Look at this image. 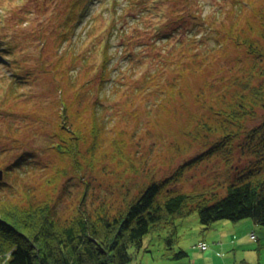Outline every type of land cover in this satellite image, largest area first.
<instances>
[{
  "label": "rangeland",
  "instance_id": "obj_1",
  "mask_svg": "<svg viewBox=\"0 0 264 264\" xmlns=\"http://www.w3.org/2000/svg\"><path fill=\"white\" fill-rule=\"evenodd\" d=\"M82 1L0 0V39L10 48L0 62V166L36 153L18 179L0 186V197L50 202L64 218L76 213L85 192L88 208L118 205L130 180L169 176L203 150L186 135L191 115L212 117L197 96L215 102L226 87L225 68L241 53L226 32L247 21L257 25L255 14L264 6V0ZM64 103L84 135L72 156L53 148ZM98 126L100 145L92 154ZM185 141L187 150L179 147ZM240 141L236 166L249 163L239 159ZM213 158L187 170L180 187H207L222 176L227 163ZM177 223L176 248L187 250V258L165 257L164 229L131 249V264H213L210 253L217 264H264L263 226L253 243L218 248L222 230L246 235L241 221L220 220L204 230L195 211Z\"/></svg>",
  "mask_w": 264,
  "mask_h": 264
},
{
  "label": "trees",
  "instance_id": "obj_2",
  "mask_svg": "<svg viewBox=\"0 0 264 264\" xmlns=\"http://www.w3.org/2000/svg\"><path fill=\"white\" fill-rule=\"evenodd\" d=\"M255 16L257 25L247 21L243 28L226 32L227 39L241 51L236 63L224 70L229 76L220 77L226 87L214 103H206L201 93L197 96L204 109L212 113L209 118L191 115L190 125L194 123L186 132L201 146V152L164 178L151 173L146 174L145 181L130 180L122 186L118 205L102 201L88 208L85 192L70 218L62 217L50 202L27 197V204H21L0 197V264H131V249H141L148 234L164 229L169 231L165 257L181 260L189 252L176 248L177 221L195 211L204 230L220 220L238 223L252 219L264 227V6ZM6 53L9 56L10 48L0 39V62ZM63 106L55 133L60 142L53 148L72 156L84 135L68 114L69 107ZM259 119V124L247 126V122ZM99 127L93 130L92 154L100 145ZM239 140V159L249 162L244 166H236L234 161V145ZM179 147L187 150V143ZM34 153L28 151L14 164L1 165L4 177L0 186L10 177L18 179L23 168L36 158ZM219 156L227 163L226 171L215 176L211 185L194 190L180 187L187 170Z\"/></svg>",
  "mask_w": 264,
  "mask_h": 264
},
{
  "label": "crops",
  "instance_id": "obj_3",
  "mask_svg": "<svg viewBox=\"0 0 264 264\" xmlns=\"http://www.w3.org/2000/svg\"><path fill=\"white\" fill-rule=\"evenodd\" d=\"M242 223L238 224L239 228L241 229H245L246 228V235H242L241 237L237 236V231H234V229H229V230H222L220 235H221V239L218 242V248L221 247H225L228 245H231L230 247L232 248V246H234L235 248L241 247V246H245L248 243H253L251 234L255 233V231H258L259 227L258 224H256L254 221H250L248 219L241 221ZM251 231L247 232V231ZM250 233V235L248 234ZM259 239V238H258ZM204 252V251H203ZM219 253V252H218ZM219 255H221L219 253ZM207 258H209L210 260H212L211 262L213 264H217L218 259H216V257L213 254H207ZM243 264H250L249 261L244 260Z\"/></svg>",
  "mask_w": 264,
  "mask_h": 264
},
{
  "label": "built area",
  "instance_id": "obj_4",
  "mask_svg": "<svg viewBox=\"0 0 264 264\" xmlns=\"http://www.w3.org/2000/svg\"><path fill=\"white\" fill-rule=\"evenodd\" d=\"M252 238H256V235L255 234H252ZM199 248H202L203 250H207L208 249V245L206 243H200L198 245Z\"/></svg>",
  "mask_w": 264,
  "mask_h": 264
},
{
  "label": "water",
  "instance_id": "obj_5",
  "mask_svg": "<svg viewBox=\"0 0 264 264\" xmlns=\"http://www.w3.org/2000/svg\"><path fill=\"white\" fill-rule=\"evenodd\" d=\"M4 177V171L3 170H0V180H2Z\"/></svg>",
  "mask_w": 264,
  "mask_h": 264
},
{
  "label": "bare ground",
  "instance_id": "obj_6",
  "mask_svg": "<svg viewBox=\"0 0 264 264\" xmlns=\"http://www.w3.org/2000/svg\"><path fill=\"white\" fill-rule=\"evenodd\" d=\"M253 234H255L256 235V233H253ZM251 237H252V234H251ZM258 238V236L256 235V238L254 239V238H252V239H254V240H256ZM205 251V250H204Z\"/></svg>",
  "mask_w": 264,
  "mask_h": 264
}]
</instances>
